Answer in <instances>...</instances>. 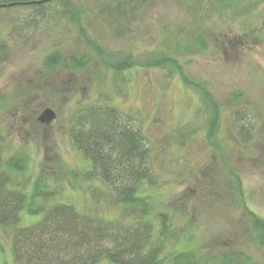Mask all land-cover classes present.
I'll return each instance as SVG.
<instances>
[{
  "label": "rangeland",
  "instance_id": "1",
  "mask_svg": "<svg viewBox=\"0 0 264 264\" xmlns=\"http://www.w3.org/2000/svg\"><path fill=\"white\" fill-rule=\"evenodd\" d=\"M7 1L13 0L0 3ZM117 1L69 0L81 11L78 22L57 18V3L44 17L24 7L0 10L3 158L24 155L26 168L14 176L26 193L45 180L77 210L126 218L105 185L84 178L88 163L68 134L79 107L113 106L122 125L146 136L162 202H177L170 204L172 217L175 208L181 218L186 214L179 225L193 235V245L211 254L242 252L264 264L246 216L249 210L264 221V0H135V12L124 17ZM54 51L65 60L51 69L45 60ZM162 55L171 59L164 69L143 67ZM72 57H85L83 70L71 68ZM124 59L139 66L118 75L104 66ZM180 73L221 106L211 141L209 106L184 87ZM233 95L240 99L233 102ZM44 108L56 115L49 124L36 120ZM33 222L21 213L20 225ZM11 237V229L0 226V264H15Z\"/></svg>",
  "mask_w": 264,
  "mask_h": 264
},
{
  "label": "trees",
  "instance_id": "2",
  "mask_svg": "<svg viewBox=\"0 0 264 264\" xmlns=\"http://www.w3.org/2000/svg\"><path fill=\"white\" fill-rule=\"evenodd\" d=\"M68 1L13 0L0 4H18L0 10L24 7L44 17L47 6L57 3L59 8L54 7L57 18L78 22L81 11L72 9ZM117 2L115 10L121 17L135 12V0ZM86 42L99 56H106L103 47L90 40ZM64 60L54 51L46 58L45 65L52 69ZM84 60L85 57H72L69 64L73 70H83ZM109 62H104V66L117 75L139 66L130 59ZM170 62L169 57L162 55L147 60L143 67L164 69ZM178 77L184 87L197 91L202 102L209 106L206 139H215L221 106L200 84L191 82L181 73ZM231 98L233 102L240 99L238 95ZM77 111L70 116L68 134L88 163L83 176L105 185L111 202L122 207L126 218L110 219L77 210L57 198L56 183L55 188L49 189L45 180L34 182L32 192L26 193L14 176L20 177L26 168L24 155L17 153L3 158L0 138V226L12 231L11 252L15 264H98L105 259L115 264H255L242 252L211 254L193 245V235L180 227L185 224L186 214L181 218L175 208L172 217L168 210L176 201L162 202L163 193L158 189L156 173L150 163L146 136L122 125L115 107L94 102ZM234 113L237 118L241 116L237 109ZM67 179L69 176L57 183ZM233 180L241 187L237 177ZM23 211L34 217L35 222L20 225ZM246 216L257 245L264 251V221L249 210Z\"/></svg>",
  "mask_w": 264,
  "mask_h": 264
},
{
  "label": "water",
  "instance_id": "3",
  "mask_svg": "<svg viewBox=\"0 0 264 264\" xmlns=\"http://www.w3.org/2000/svg\"><path fill=\"white\" fill-rule=\"evenodd\" d=\"M18 3H13V4H0V8H4L10 5H14ZM56 115L55 112L51 108H44L40 114L37 116L36 120L40 124H49L52 121H54Z\"/></svg>",
  "mask_w": 264,
  "mask_h": 264
}]
</instances>
